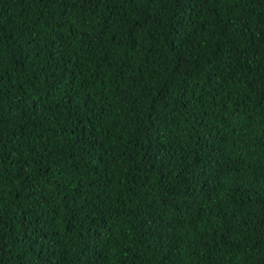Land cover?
<instances>
[{
    "label": "trees",
    "instance_id": "16d2710c",
    "mask_svg": "<svg viewBox=\"0 0 264 264\" xmlns=\"http://www.w3.org/2000/svg\"><path fill=\"white\" fill-rule=\"evenodd\" d=\"M114 2L0 0V264H264V0Z\"/></svg>",
    "mask_w": 264,
    "mask_h": 264
},
{
    "label": "snow or ice",
    "instance_id": "6c2138e0",
    "mask_svg": "<svg viewBox=\"0 0 264 264\" xmlns=\"http://www.w3.org/2000/svg\"><path fill=\"white\" fill-rule=\"evenodd\" d=\"M93 4L99 5L100 3L104 2V0H92ZM111 3V7H115L114 0H109ZM154 2V0H153ZM167 2L173 3L175 6V17L177 19V23L186 15L190 9L195 5L196 7L200 6L201 0H167ZM206 2V0H205ZM39 3H42L44 7H48L51 4H62L63 5V16L60 17V20H64L65 17L70 15V12L68 11L70 8L76 6V0H39ZM80 3L83 5L87 3V0H80ZM238 6V5H237ZM108 7V5H106ZM111 7H109V11H111ZM146 10V9H144ZM120 13L114 12L113 15H119ZM46 22L48 23L49 27H52L54 23H57V17L56 16H50L44 18ZM62 26V25H61ZM112 26L111 24V17L106 18L105 22L101 24V27L105 30L110 28ZM34 52L37 53V55H42L43 50L39 47L33 49ZM49 62L51 61V57L48 58ZM179 67V65L177 66ZM60 115H63L61 112ZM39 118V117H37ZM66 119H71L73 121H76L79 119V117L70 111V114ZM69 127L73 128L74 130L78 128V124L75 122L69 125ZM67 129H65L66 131ZM96 143H100L99 140L95 141ZM42 163V161H38ZM219 163V161H214L213 158L205 156L202 159H196L194 161L189 162L187 155L183 157L180 161L176 163V168L178 175L181 176H192L195 179H200L201 177L204 178L206 182L215 181L217 179V167L216 165ZM67 166V165H66ZM32 179L29 178L28 183L30 184L32 182ZM168 227V225L165 224H158L157 228L159 229V236L161 238L165 237V229ZM168 239H171V237H168ZM40 253H38L39 255ZM97 256L100 259L104 258V254L102 252H98ZM37 264H45L44 260H40L37 262Z\"/></svg>",
    "mask_w": 264,
    "mask_h": 264
}]
</instances>
